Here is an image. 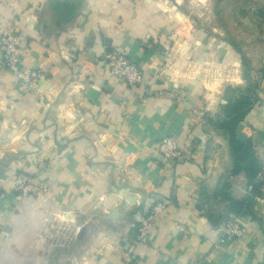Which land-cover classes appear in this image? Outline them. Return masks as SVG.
Masks as SVG:
<instances>
[{"label": "crops", "instance_id": "0c3cea01", "mask_svg": "<svg viewBox=\"0 0 264 264\" xmlns=\"http://www.w3.org/2000/svg\"><path fill=\"white\" fill-rule=\"evenodd\" d=\"M205 1L0 0V29L14 19L23 62L43 74L24 92L0 54V264H264V184L241 216L246 233L216 244L250 188L229 175L227 137L193 113L202 107L213 119L227 86L253 83L256 100L235 133L251 141L264 180V59L242 74L240 49L215 12L202 11ZM111 49L147 78L163 74L129 87L102 65ZM168 62L178 64L171 74ZM165 136L184 149L175 161L156 150ZM17 172L49 184L46 203L19 198ZM127 197L135 201L116 220L104 218ZM154 201L165 207L143 247L136 227Z\"/></svg>", "mask_w": 264, "mask_h": 264}, {"label": "built area", "instance_id": "2783aa9c", "mask_svg": "<svg viewBox=\"0 0 264 264\" xmlns=\"http://www.w3.org/2000/svg\"><path fill=\"white\" fill-rule=\"evenodd\" d=\"M23 51L24 35L14 19L12 17L8 18L0 29L1 64L3 67L13 72L19 89L24 92H36L38 89V81L43 78V74L23 62ZM101 61L109 76L122 80L129 87L143 84L150 87L154 84V79H157L160 77V74H163L160 70L154 77H145L142 68L130 60L124 52L118 49L105 51ZM166 64L167 66L164 73L167 72L171 74L178 68V64L174 62H168ZM204 109L205 108L200 107L198 110H193V113L199 118L205 116L211 118L214 116L212 112H205L207 110ZM156 150L164 160L169 161L177 160L184 152L179 141L169 136L162 137L157 141ZM11 187L21 200L36 198L42 203H46L50 196V186L47 182L33 181L32 177L25 172L12 173ZM257 200L262 201L261 198H257ZM164 207L165 204L162 201H154L149 210V214L143 216L139 220L134 236L136 244L143 247L147 246L152 218L158 216ZM52 214L53 220L54 216H56V218L62 216L60 212L56 215L54 213ZM47 222L49 223V219ZM176 228L180 231H184V227L181 224H177ZM246 230L247 226L245 222H243L242 217L232 214L223 222L222 236L218 239L216 244L222 242L223 239L239 238L246 233ZM192 264H199V262H193Z\"/></svg>", "mask_w": 264, "mask_h": 264}, {"label": "trees", "instance_id": "16d2710c", "mask_svg": "<svg viewBox=\"0 0 264 264\" xmlns=\"http://www.w3.org/2000/svg\"><path fill=\"white\" fill-rule=\"evenodd\" d=\"M247 78L249 81V76ZM253 87L254 84L249 82L246 87L228 86L225 90L224 104L221 106V112L213 119L212 117L208 118V121L228 139L232 159V169L229 175L243 174L247 187L250 188L244 199L235 202L232 206V214L238 216L247 214V210L252 207L251 200L255 195L260 194L261 186L264 184V180L260 179L262 165L256 159L251 141L248 139L240 140L235 133L237 125L244 119L246 113L256 100V96L253 94ZM224 188H228L227 182Z\"/></svg>", "mask_w": 264, "mask_h": 264}, {"label": "rangeland", "instance_id": "374dc122", "mask_svg": "<svg viewBox=\"0 0 264 264\" xmlns=\"http://www.w3.org/2000/svg\"><path fill=\"white\" fill-rule=\"evenodd\" d=\"M200 8L208 14L215 12V23L228 29L240 49L237 69L244 75L256 70L264 59V0H206ZM210 21L206 22L208 26ZM215 77L218 73L212 74V80ZM227 83L234 84L233 81H223L222 87Z\"/></svg>", "mask_w": 264, "mask_h": 264}, {"label": "water", "instance_id": "95a60500", "mask_svg": "<svg viewBox=\"0 0 264 264\" xmlns=\"http://www.w3.org/2000/svg\"><path fill=\"white\" fill-rule=\"evenodd\" d=\"M56 1H61V2H65L66 5H69V4H73L75 2H77L78 0H56ZM64 5L63 7L64 8H67L68 6ZM135 201V198H126L125 201L119 205V206H114L112 207L105 215H104V218H107L109 220H116L118 218V216H120V214L125 211L128 206L130 204H133ZM83 227L80 228L79 230V234L78 235H81L82 234V231H83Z\"/></svg>", "mask_w": 264, "mask_h": 264}]
</instances>
